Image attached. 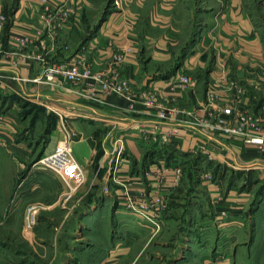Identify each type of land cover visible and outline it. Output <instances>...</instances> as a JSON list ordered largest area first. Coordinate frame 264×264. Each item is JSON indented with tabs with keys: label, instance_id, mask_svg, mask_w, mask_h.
Here are the masks:
<instances>
[{
	"label": "crops",
	"instance_id": "0c3cea01",
	"mask_svg": "<svg viewBox=\"0 0 264 264\" xmlns=\"http://www.w3.org/2000/svg\"><path fill=\"white\" fill-rule=\"evenodd\" d=\"M90 2L50 0L49 7L53 13L57 9V15L66 13L69 23L73 21L77 25L81 9L89 7ZM208 5L204 9L206 13L200 17L201 28L196 34L198 37L195 36L197 42L191 43V51L174 66H168L174 55V45L185 32L178 19V0H116L115 9L100 21L94 34L85 40V45L103 60H107L112 49L133 47L136 54L127 59L123 71L132 80L136 93L156 91L163 97H171L174 106L197 109L200 114L203 113L200 107L207 102L210 81L222 82L226 75L240 84L260 79L258 88H249L247 102L264 116V34L251 8L246 0H208ZM44 6L43 0H0V14L7 19L1 35L4 51L18 50L14 34H34L43 27L41 14L45 12ZM64 32L53 44L55 59L66 60L73 54L69 52L67 42L75 31L68 29ZM46 34L45 30L44 41L47 40ZM45 50L39 49L35 53H44ZM32 51L27 52L32 55ZM142 55L148 56L144 62L141 61ZM17 62L11 64L0 55V137L7 141L4 144L5 159L0 157V169H4L2 176L11 182H4L7 188L4 195H0L7 201L2 205L4 214L0 217V226L7 224L8 216L19 212L24 214L29 203H36L41 211L36 230L67 231L65 256L72 261L80 258L73 252L79 250L76 248L79 239L81 248H84L90 244L83 239L87 233L103 232L107 222L119 225L124 220L126 211L121 205L123 184L131 180L134 192L147 189L148 179L144 175L147 167L163 164L166 173L172 176L171 169L175 163L181 162L183 155L207 158L205 147L210 145L216 153L213 161L233 170L258 173L259 179H264V153L238 138L183 124L180 126L181 139L177 140L180 147L171 144V149L165 150L159 135L148 141L136 129L140 123L157 121L154 113L128 110V101L117 94L104 101H88L63 89L27 81L25 79L37 76L43 63L33 57L19 58ZM181 71L197 80L196 91L169 86L170 79ZM227 90V84L222 82L220 92L224 94ZM27 105L32 109L24 111ZM173 124L165 122L163 130ZM42 129L47 131L46 137L39 141L31 138V132L39 135L36 132ZM66 130L71 136L74 157L84 168V183L78 188L69 186L59 174L37 163L43 155L65 141ZM118 138L125 141L121 155L125 156V164L118 169L120 174L116 176L111 170L120 150ZM160 150L166 153L161 154ZM160 156L164 158L162 161ZM207 188L211 200L219 199L225 204L217 208L216 213L236 215L248 200H252L247 189L237 191L231 184L224 189L220 182L210 181ZM58 214H61L59 222L55 220ZM66 225L71 226L65 229ZM38 242L43 245L51 243L44 236H39ZM58 243H52L54 258L60 255ZM0 244L7 245L5 241ZM81 248L78 256H85L84 261L107 262L108 254L103 246L94 253ZM114 248L118 250L121 246Z\"/></svg>",
	"mask_w": 264,
	"mask_h": 264
},
{
	"label": "rangeland",
	"instance_id": "374dc122",
	"mask_svg": "<svg viewBox=\"0 0 264 264\" xmlns=\"http://www.w3.org/2000/svg\"><path fill=\"white\" fill-rule=\"evenodd\" d=\"M207 3L208 0H178V19L184 25L185 32L183 38L174 45V55L168 66H174L186 52L191 51V43L197 42L195 36L201 28L200 17L206 13L204 9L209 7ZM246 3L264 34V0H246ZM115 7L116 0H91L89 7L81 9L78 24L70 21V24L60 28L57 37L65 33L64 30L75 31L67 42L70 45L69 52L74 54L85 45V40L94 34L100 21ZM50 13L54 16L52 23L58 24L60 20L55 17L57 9L55 13L50 9ZM46 32L48 36L49 31ZM146 57L142 55L141 61L144 62ZM52 59L60 60L55 59L54 54ZM27 109H32V106L27 105L24 111ZM36 133L39 135L33 132L30 135L37 141L47 136V131L43 129ZM164 146L171 149L168 144ZM0 148V157L5 159L6 146L2 137ZM180 161L182 180L167 193L169 207L157 224L124 209L126 215L119 225L107 222L103 232L86 234L87 237L83 239L90 241V244L81 248L79 239L76 248L94 253L103 246L108 254L104 264H264V179H259L258 173L233 170L203 155H183ZM0 171V195H4L3 191L7 188L4 182H11L8 177L2 176L4 169ZM210 181L220 182L224 189L230 184L237 191L247 189L252 200H248L236 215L216 213L215 210L225 204L219 199L211 200L208 196L207 182ZM6 202L0 198V217L4 214L2 205ZM26 209L24 214L19 212L8 216L7 224L0 226V243L5 241L7 244H0V264H97L95 260L90 263L84 261L85 256H78V249L73 251L80 257L76 261L65 256L67 231L42 232L36 230V225L33 229H26ZM40 216L41 211L38 219ZM55 218L59 222L61 214ZM39 236H44L51 243L43 245L38 242ZM55 241L59 242L58 248L61 250L57 258H54L55 248L52 247ZM116 246L121 248L116 250Z\"/></svg>",
	"mask_w": 264,
	"mask_h": 264
},
{
	"label": "built area",
	"instance_id": "2783aa9c",
	"mask_svg": "<svg viewBox=\"0 0 264 264\" xmlns=\"http://www.w3.org/2000/svg\"><path fill=\"white\" fill-rule=\"evenodd\" d=\"M43 1L45 2V12L41 14L43 27L37 29L34 34H14L13 40L18 50L13 52L3 49L1 35L7 19L4 14H0V55H4L11 64H17L19 58L29 57L43 63L36 77L25 80L63 89L88 101H104L113 94L122 96L128 101V110L155 114L157 121L140 123L136 126V129L148 141H152L156 135H159L162 144H173L178 148L180 142L177 140L181 139L180 126L188 124L191 128L198 127L206 132L238 138L246 145H252L260 153H264V116L253 110L247 102L249 88H258L261 84L260 79H255L249 84H240L226 75L222 79L228 88L224 94L220 92L221 81H210L206 92L207 102L200 107L202 114L197 109H181L174 106L171 97H163L156 91L144 90L138 95L132 80L123 71L127 59L136 54L131 46L124 49H112L107 60L97 57L86 45L67 60H53V44L60 33V28L69 23L68 15L66 13L55 15L60 22L53 24L54 16L50 13V0ZM45 30L49 31L46 41L42 39ZM29 49L33 50L32 55L27 52ZM39 49L46 50L44 53L36 54L35 51ZM169 86L172 89L194 92L197 80L185 71H181L170 79ZM139 105L141 108H138ZM165 122L174 124L167 130H163ZM70 138V133L66 130L65 141L58 144L52 152L43 155L37 163L42 168L59 174L69 186L78 188L84 183V168L74 157ZM6 142L4 139V144ZM117 142L120 143V150L117 152L118 157L114 158L115 165L111 173L119 176L118 169L125 164V156H121L125 141L123 138H118ZM205 154L210 160L216 157L210 145H206ZM166 170L163 164L147 167L144 170V175L148 179L147 189L134 192L131 189L132 181L126 180L123 184L124 196L121 204L123 209L129 210L143 220L157 224L169 207L167 193L180 183L183 175L179 163H175L171 169L172 176H169ZM39 212L40 206L36 203L27 207L24 218L26 229H33L37 224Z\"/></svg>",
	"mask_w": 264,
	"mask_h": 264
},
{
	"label": "trees",
	"instance_id": "16d2710c",
	"mask_svg": "<svg viewBox=\"0 0 264 264\" xmlns=\"http://www.w3.org/2000/svg\"><path fill=\"white\" fill-rule=\"evenodd\" d=\"M163 146H164V145H163ZM164 148H165V150L168 149V148H166L165 146H164ZM160 153L163 154V153H166V152H164V151L161 152V150H160ZM172 153H173V152H172Z\"/></svg>",
	"mask_w": 264,
	"mask_h": 264
}]
</instances>
